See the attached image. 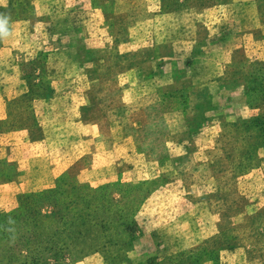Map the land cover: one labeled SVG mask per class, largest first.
<instances>
[{
    "label": "rangeland",
    "instance_id": "1",
    "mask_svg": "<svg viewBox=\"0 0 264 264\" xmlns=\"http://www.w3.org/2000/svg\"><path fill=\"white\" fill-rule=\"evenodd\" d=\"M198 7L200 13L186 14L185 26L180 27L189 36L195 31L204 43L209 39L211 47L194 57L189 54L187 64L212 62L218 47L232 45L239 46L241 57L250 59L252 26L258 28L264 49V0H0V14L10 18L8 35L0 33V211L20 213L9 229L12 237L6 250H0L2 264H264V133L254 123H264V103L256 104L257 94L245 96L244 87L238 86L246 82L250 87V73L256 70L250 67L256 63L239 60L216 66V72L223 73L225 89L219 98L222 112L214 116L221 123L216 132L210 129L195 139L194 153L177 161L176 171L166 166L162 172L143 173L140 180L128 171L91 182L121 183L110 189L120 202L109 199V205L131 211L128 215L97 213L88 218L78 212L63 216L51 209L35 214L26 203L29 194L53 188L61 177L77 183H85L87 177L72 169L38 184V175L19 171L5 157L12 133L26 131L37 141L44 130L62 123L64 115L84 120L88 114L105 113L104 102L95 100V79L136 66L126 75L145 80L152 68L150 55L161 53L151 48L150 34L164 41L167 21H173L158 15ZM193 23L199 28L194 29ZM184 61L173 60V71L185 70ZM154 65L158 67L157 62ZM126 75H121L124 82ZM85 94L93 105L91 113L81 108L86 105ZM183 96L172 98L181 101ZM215 157L218 161L211 163ZM3 162L18 176L5 171ZM169 180L177 181L172 194L181 204L173 199L168 208L187 216L170 220L165 235L147 233L138 216L142 205L133 211L130 202L133 197L142 202ZM134 187L139 191L135 193ZM55 223L67 225L68 235L49 241L48 227ZM40 225L46 226L43 238L34 234ZM126 225L132 231L124 230ZM28 230L31 233L24 235ZM177 249L181 252L168 253Z\"/></svg>",
    "mask_w": 264,
    "mask_h": 264
},
{
    "label": "crops",
    "instance_id": "2",
    "mask_svg": "<svg viewBox=\"0 0 264 264\" xmlns=\"http://www.w3.org/2000/svg\"><path fill=\"white\" fill-rule=\"evenodd\" d=\"M253 9L250 2V12ZM200 11V8H196L158 15L173 21H167L168 31L164 41H157L158 38L150 34L151 48L161 53L150 55L152 68L146 73L145 80L126 75L136 66L127 71L103 74L100 79H95L98 81L95 83V100L104 102L101 106L105 107V113L100 111V116L92 115L93 105L85 94L83 100L86 105H81V108L86 107L87 112L91 113L87 118L82 120L80 116L64 115L66 119L62 123L51 126L48 131L45 128L46 131L37 141L29 139L26 131L12 133V142L5 147L6 159L13 162L12 165L19 171L38 175L35 178L37 183L53 180L72 169H78L87 177L86 182L90 183L128 171H134L139 180L143 173L147 175L151 170L162 172L166 166L176 171L177 161L189 159L190 153H194L195 139L206 135L210 129L216 132L217 124L221 123L219 119L215 121L214 116L222 112L219 98L225 89L221 80L223 73L221 69L216 72V66L230 65L239 60L250 64L264 61L263 40L256 35L258 28L252 26L250 59L245 55L241 57L239 46L232 45L228 48L218 47L212 62L187 64L189 54L194 57L206 47H211L209 39H206V44L198 39L195 31V35L189 36V32L180 27L185 26L183 22L186 14H199ZM228 12L232 14L233 7ZM195 25L193 23L194 29L199 28ZM175 27L178 32L173 30ZM133 39L138 41V38ZM182 50L189 51L182 54ZM180 57L187 60L184 61L185 70L173 71L172 61ZM161 60L163 63L159 65ZM155 62L158 67H153ZM122 74L126 75L125 82L121 80ZM238 86L244 87L245 95L244 84ZM182 92L185 95L181 101L172 98ZM246 122L244 120L243 124ZM19 134L22 135L21 140L16 139ZM217 161L216 158L211 163ZM146 179L149 177L142 180ZM177 186V181L169 180L152 191L143 202L138 216H142L140 219L145 232L165 235L170 220L180 221L187 216L186 212L175 213L173 207L168 208L173 205V199L178 205L181 204V199L172 194ZM176 252H181V249L168 253Z\"/></svg>",
    "mask_w": 264,
    "mask_h": 264
},
{
    "label": "trees",
    "instance_id": "3",
    "mask_svg": "<svg viewBox=\"0 0 264 264\" xmlns=\"http://www.w3.org/2000/svg\"><path fill=\"white\" fill-rule=\"evenodd\" d=\"M253 69L256 70L250 73V87L245 84L246 82L244 83L245 96H247V92H250L252 94L256 93L257 95L255 97L256 100H258L256 104L264 103V61L251 65L250 70ZM181 98H184V96ZM252 123L253 119H250V125ZM254 123L257 125V127H262L261 130L264 133V123L260 120H256L254 121ZM2 166L5 171H8L14 176H18L19 173L16 172V170L12 167L13 165L11 166L8 164V162H3ZM72 180L73 181H67L63 177H61L60 179H58L53 188L46 189L38 193L29 194L26 197V203H28L32 207V211L35 214L37 212H41L43 209H51L52 213L61 214L63 216L69 215L73 212H78L86 214V217L90 218L97 213L117 214L123 213L125 211L126 215H128L131 212L125 210V208L124 211L118 208L112 209V207H110L109 205L110 203H112L109 202V199H111L112 201L115 200L117 202H120V200H118L120 196L117 195L116 198H114V196L112 197V190L110 189H118V187H121V183H77L74 182V179ZM133 189H135L133 190L135 191V193L139 191L138 187H134ZM147 198L148 195L145 196L141 202V200H139L138 198L135 199V197H133L132 201L130 202L131 205H135L133 211L136 210L140 204L142 205ZM24 211L30 212V209H24ZM21 216H24V214H21ZM19 217L20 213L11 214L0 211V246L1 244L4 245V248H0L1 251L6 250V243L9 242V238L12 237V234H9V229L11 227V224ZM59 225V223H55L54 226L48 227V229L52 231L51 235H49V241L57 240V238H60L62 235H68L64 231L65 228L67 229V225L62 224L61 227H59ZM35 229H38V231L34 233L37 237H45L44 229H46V226H35ZM124 230L132 231V227L130 225H126L124 226ZM29 233H31V231H25L24 235ZM1 256L2 254H0V264H2ZM3 258H5V254L3 255ZM198 259L200 258H197V260Z\"/></svg>",
    "mask_w": 264,
    "mask_h": 264
},
{
    "label": "clouds",
    "instance_id": "4",
    "mask_svg": "<svg viewBox=\"0 0 264 264\" xmlns=\"http://www.w3.org/2000/svg\"><path fill=\"white\" fill-rule=\"evenodd\" d=\"M9 17L7 15L0 14V33L3 35H8L9 32V27H8V22H9Z\"/></svg>",
    "mask_w": 264,
    "mask_h": 264
}]
</instances>
